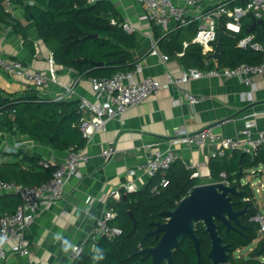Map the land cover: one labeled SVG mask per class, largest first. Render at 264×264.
<instances>
[{
	"label": "trees",
	"instance_id": "16d2710c",
	"mask_svg": "<svg viewBox=\"0 0 264 264\" xmlns=\"http://www.w3.org/2000/svg\"><path fill=\"white\" fill-rule=\"evenodd\" d=\"M0 0V27L2 25L16 28L13 18ZM22 4L28 18H32L37 34L42 43L52 53L56 65L72 69L79 75L94 78H107L118 72L135 69L133 50L137 39L133 33L123 28L124 22L117 18L113 6L107 0H11ZM251 15L241 20L238 33L228 32L223 38V51L216 62L208 60L202 47L192 42L198 21L186 27H171L163 33L161 27L152 25L154 40H157L161 51L168 57H178L184 69L197 68L201 71L212 69L234 68L240 64L257 65L263 60L261 53L250 49H241L237 42L252 34L255 42L264 44V25H256L248 32L252 24ZM223 23V20H221ZM97 35V37H89ZM25 38V33H22ZM186 45H183V44ZM214 46V44H213ZM117 60H124L118 62ZM102 63L99 67L97 64ZM79 101H53L37 97H14L0 92V130L8 129L15 134L28 136L30 139L50 146L57 151L79 149L85 146L86 140L78 127L81 117L78 109ZM13 161L0 163V180L23 185H38L47 182L55 169L54 166L44 168L41 159L26 154H11ZM262 166L264 169V146L251 156L234 151L231 157H210L208 162L209 179L193 178L192 172L178 159L164 173H157L149 179L147 185L132 193L126 199L109 200L107 206L116 214L112 226L121 229L122 233L114 240L100 238L96 248L103 250V259L93 260L94 251L89 242L83 246L82 253L73 258L71 264H150L147 254L134 255L139 247L149 248L157 244L154 236L146 233L154 230V224L164 222L163 212L173 210L177 202L191 189L202 183L218 182L220 173H225L230 185L242 190L241 197H232L234 208L248 207L241 219L244 226L240 232L229 231L218 225V233L223 243L230 248L228 264H264V234H257L258 225L250 221L256 213L252 203L243 202L247 194L242 189L243 172L252 167ZM164 178L168 185L160 188ZM157 187L158 194L151 190ZM124 195V193H122ZM19 197L11 194H0V217L14 212L20 205ZM131 211L136 220L133 230ZM200 241V261H197L195 249L189 239H184L174 253L173 264H209L207 255L209 240L201 224L196 225ZM258 239L257 244L247 257H237L236 250L248 247Z\"/></svg>",
	"mask_w": 264,
	"mask_h": 264
},
{
	"label": "crops",
	"instance_id": "0c3cea01",
	"mask_svg": "<svg viewBox=\"0 0 264 264\" xmlns=\"http://www.w3.org/2000/svg\"><path fill=\"white\" fill-rule=\"evenodd\" d=\"M107 1L113 6L117 18L130 27L129 33H133L137 39L132 54L135 67L139 66L141 70L134 74V80L140 82L143 78L151 77L165 82L168 75L180 77L184 67L179 55L168 57L167 61L162 62L159 57L149 54L152 42L157 43V40H154L151 23L141 20L144 11L142 6L136 0ZM7 11L16 28L0 27V55L17 59L29 71L44 73L63 85L71 86L74 93L66 98L68 101L87 99L95 102L91 78L58 66L51 60L50 50L39 39L33 20L27 17L24 6L14 1ZM22 33H25V38ZM156 46L159 55H164L159 45ZM252 82L250 87L237 78L202 77L181 85L180 89L168 85L139 105L126 110L119 118L109 120L104 130L94 134L88 143L86 151L89 161L80 165V176L69 180L62 198L56 203L40 205L37 218L25 232L30 253L26 256L9 253L0 264H71L72 247L84 245L95 222L104 210L110 209L108 201H119L123 196L122 183L127 171H135L132 180L136 190L147 185L149 178L143 165L150 151L171 148L183 164L204 163L199 173L204 180L208 179V162L211 154L217 150V145H171L169 141L173 128L182 126L189 133L209 128L216 135L239 138L245 123L254 121L256 126L253 132L261 130L264 127V75L254 76ZM184 90L199 98V101L190 104L183 97ZM0 92L14 97L53 100L63 93V89L49 82L44 88L35 90L28 87L23 79L0 72ZM109 146L114 148V152L109 159H104L101 152ZM20 153L54 164L61 162L67 151L54 150L8 129L0 130V163L13 161L14 157L10 155ZM257 171L259 173L254 175L264 176L261 165ZM263 187L260 183V188L256 190L262 191ZM245 197L249 198V195ZM57 233L71 243L68 252H64L61 242L54 239ZM15 243L16 238L12 237L8 248ZM89 246L94 251L90 242Z\"/></svg>",
	"mask_w": 264,
	"mask_h": 264
},
{
	"label": "built area",
	"instance_id": "2783aa9c",
	"mask_svg": "<svg viewBox=\"0 0 264 264\" xmlns=\"http://www.w3.org/2000/svg\"><path fill=\"white\" fill-rule=\"evenodd\" d=\"M143 8L141 20L153 23L161 27L163 33H166L171 27H186L191 22L198 21L197 30L192 38V42L202 47L203 54H208L213 50V44L217 39V19L220 16V23L226 32L238 33L241 28V20L247 15H251L252 21L262 20L264 23V0H136ZM11 0H4L3 5L6 10L11 6ZM264 25V24H263ZM123 28L130 32V27L124 23ZM157 43L152 42L149 54L159 57L160 61L165 62L168 59L166 55H159ZM183 45H186L185 43ZM241 49H250L261 53L262 62L257 65L240 64L234 68L212 69L201 71L197 68L184 69L180 77L168 75L165 82H159L151 77L143 78L140 82L134 80V74L140 72L137 66L133 71L118 72L111 77L90 79L91 88L96 101L80 99L78 109L81 117L78 127L86 140L84 147L79 149H69L64 159L59 163L42 160L41 165L44 168L54 166L55 169L51 178L38 185H23L15 182H6L0 180V193L11 194L19 197L21 203L17 209L12 212H6L0 217V236H6L3 247H0V263L3 262L9 253L26 256L30 253L25 241V232L28 226L37 218L41 204H54L62 198L64 187L70 179L80 176V165H85L89 161V154L86 147L91 138L97 132L104 130L106 123L119 118L126 110L137 106L145 99L158 92L161 88L173 85L180 89V86L202 77H221L225 79L237 78L244 85L252 87V78L256 75H264V44L255 42L252 34H247L237 42ZM51 60L52 53H49ZM177 55H181L178 53ZM0 72L23 79L28 87L40 90L47 83L52 82L63 89V93L53 101L66 100L74 93L71 86H66L56 81L55 78H49L48 75L29 71L24 64L11 58H5L0 55ZM183 97L190 103L195 104L199 98L191 95L187 91H182ZM177 103V102H176ZM264 112V111H263ZM87 114V116H83ZM256 123L248 121L240 131L239 138H229L216 135L209 128L201 129L195 133L187 132L184 127L177 126L173 128L170 138L171 145H183L189 147H199L206 143L217 145V150L211 154V157L231 156L234 151H241L248 155H254L256 151L264 146V127L253 132ZM112 146L103 148L101 155L104 159H109L113 154ZM178 155L171 149L165 151H150L147 153L143 169L149 179L157 173L164 174L170 166L177 161ZM185 168L192 172L193 178H199V170L205 164L198 162L185 163ZM259 171L253 172L257 174ZM135 175L133 169L128 170L122 191L125 194L136 191L132 178ZM219 182L230 185L226 180L225 173H220ZM209 179V178H208ZM207 179V180H208ZM207 180L203 181L206 182ZM205 184V183H202ZM168 185L166 179L160 181V188ZM200 185V184H199ZM260 192V190H256ZM151 193L158 194L157 187L151 190ZM243 201L248 202L249 198ZM116 214L112 209L104 210L102 216L95 222L89 236L86 239L92 244V250L96 248L98 239L105 238L109 241L120 236V228L112 226L111 222ZM250 221L258 225L257 234H264V209L257 212L250 218ZM15 237L16 243L8 248L9 240ZM85 242V243H86ZM83 246H74L71 249V259L79 256L83 251Z\"/></svg>",
	"mask_w": 264,
	"mask_h": 264
},
{
	"label": "water",
	"instance_id": "95a60500",
	"mask_svg": "<svg viewBox=\"0 0 264 264\" xmlns=\"http://www.w3.org/2000/svg\"><path fill=\"white\" fill-rule=\"evenodd\" d=\"M217 19V39L214 43L212 52L208 53L206 58L211 61H218L223 51V38L227 32L220 23V16ZM262 20L252 22L248 32H251L256 25H263ZM97 37V35L89 36ZM124 62V60H117ZM101 67L102 63L97 64ZM241 197L240 191L234 185H227L224 182H212L194 186L191 191L183 196L176 204L175 208L163 212L161 216L164 222L154 224V230L145 234L151 235L157 240L154 247L141 248L134 251L131 255L147 254L151 257L150 264H173L174 253L184 239H189L195 249L197 261H200V241L197 236L196 225L201 224L204 233L209 240V251L207 260L209 264H228L230 248L224 244L218 233V225H221L225 232H240L244 226L240 219L248 213V207L235 209L232 197ZM123 200L126 195L122 196ZM132 220L133 230L136 227V220L131 211L128 212Z\"/></svg>",
	"mask_w": 264,
	"mask_h": 264
},
{
	"label": "rangeland",
	"instance_id": "374dc122",
	"mask_svg": "<svg viewBox=\"0 0 264 264\" xmlns=\"http://www.w3.org/2000/svg\"><path fill=\"white\" fill-rule=\"evenodd\" d=\"M255 171H257V167L244 170L241 186L242 189L247 192V194H250L248 202L252 203L255 207V210L257 211L264 209V187L262 191H256V189L260 188V183H262L264 186V176L259 177L258 175L252 174ZM257 241L258 239L254 240L250 246L239 249L238 253H235V256L247 257L257 244Z\"/></svg>",
	"mask_w": 264,
	"mask_h": 264
},
{
	"label": "clouds",
	"instance_id": "9594fccd",
	"mask_svg": "<svg viewBox=\"0 0 264 264\" xmlns=\"http://www.w3.org/2000/svg\"><path fill=\"white\" fill-rule=\"evenodd\" d=\"M54 239L61 242L64 252H68V250L72 247L71 243L68 240L64 239L59 233L54 235ZM6 240V236H0V247H3ZM92 258L94 261L103 259V250L100 248H95Z\"/></svg>",
	"mask_w": 264,
	"mask_h": 264
}]
</instances>
